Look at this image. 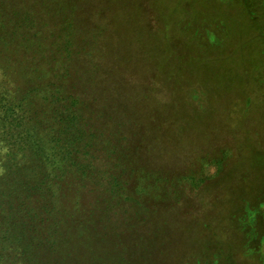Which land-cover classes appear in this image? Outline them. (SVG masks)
Here are the masks:
<instances>
[{
    "label": "rangeland",
    "instance_id": "rangeland-1",
    "mask_svg": "<svg viewBox=\"0 0 264 264\" xmlns=\"http://www.w3.org/2000/svg\"><path fill=\"white\" fill-rule=\"evenodd\" d=\"M0 17V81L65 69L90 115L48 228L76 258L37 249L48 264H264V0H0Z\"/></svg>",
    "mask_w": 264,
    "mask_h": 264
},
{
    "label": "trees",
    "instance_id": "trees-1",
    "mask_svg": "<svg viewBox=\"0 0 264 264\" xmlns=\"http://www.w3.org/2000/svg\"><path fill=\"white\" fill-rule=\"evenodd\" d=\"M66 19L62 17L64 25ZM35 37L31 33L23 37L30 51L34 45L29 40ZM1 39L0 32L2 44ZM7 56L3 57L10 60ZM17 66L21 80L0 81V264H48L37 249L59 258L55 251L63 253L69 242L66 251L76 258L75 241L64 242L61 230L51 229V235L48 228L62 226L63 215L56 208L66 195L64 187L68 192L80 183L73 173L83 167L75 156L84 135L82 124L90 115L84 114L81 97L67 93V70L58 69L52 78L47 65L17 62ZM61 259L65 261L63 255ZM69 261L65 262L72 264Z\"/></svg>",
    "mask_w": 264,
    "mask_h": 264
}]
</instances>
